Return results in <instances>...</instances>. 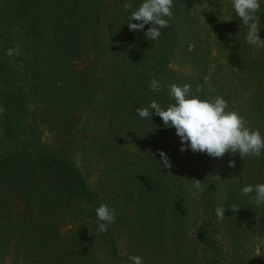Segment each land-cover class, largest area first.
I'll return each instance as SVG.
<instances>
[{"label":"trees","instance_id":"16d2710c","mask_svg":"<svg viewBox=\"0 0 264 264\" xmlns=\"http://www.w3.org/2000/svg\"><path fill=\"white\" fill-rule=\"evenodd\" d=\"M125 2L135 8L140 0H0V61L6 57L0 62V264L10 254L9 264H132L133 252L121 250L113 222L95 234L94 209L101 203L115 208L116 217L131 213L128 228L134 230L143 264H159L167 235L185 260L198 257L197 246L204 252L202 264H227L217 228L226 220L232 221V246L243 245L233 204L224 218L215 214L222 204L209 156L183 152L182 170L175 129L165 128L154 114L152 121L140 119L136 109L151 100L169 102L166 88L150 90L152 76L162 86L190 83L193 92L201 85V97L214 99L207 81L220 72L219 67L209 75L214 33L229 44L228 52L244 71L241 77L255 82L249 97L254 100L264 87V77L256 87L264 73V48L253 51L236 15L233 37L226 41L223 5L215 0L197 35L208 50L193 58L192 75L182 80L169 64L188 0H174L170 25L155 41L143 31H129ZM260 22L264 25V13ZM18 33L27 42L19 68L14 54H7L9 48L15 51ZM259 35L264 39V27ZM219 79L223 85L216 92L225 99L223 72ZM26 89L31 111L22 95ZM255 112L264 119V106ZM160 149L170 157V168L160 165ZM193 179L202 182L203 191L192 186ZM132 200L135 206L129 208ZM15 205L22 210L13 213ZM194 222L189 244L187 230Z\"/></svg>","mask_w":264,"mask_h":264},{"label":"rangeland","instance_id":"374dc122","mask_svg":"<svg viewBox=\"0 0 264 264\" xmlns=\"http://www.w3.org/2000/svg\"><path fill=\"white\" fill-rule=\"evenodd\" d=\"M214 1L215 0H188L184 11L179 14L178 31L180 36L178 39V50L175 52L173 62L169 64V69L182 80L185 77H190L192 75L193 58L195 59L197 54L208 50L203 38L197 35H200L203 32L206 19L210 16V12L214 10L212 7ZM220 2L223 5V16L225 19L221 26H223L222 29L225 31V39L227 41L233 37L232 27L236 25L237 21L233 19L235 16L232 15L236 14L232 10L229 0H220ZM230 15L232 16L231 19ZM17 36V47H15L13 57L15 58L14 62L16 63V67L19 68V65L21 64L20 59L24 55L27 42L21 33H18ZM210 38L212 41V47H209V51L212 63L209 75L218 71V68L220 67V72L216 76V79L213 80L209 78L210 76L207 79L211 89L215 91L214 93L217 96L218 92L216 91H218L220 86L223 85L222 79H219L220 82H218V78L223 72L226 83L225 100L228 103V108L243 116L246 126L252 129H259L261 134L264 135V119L258 117L255 112L259 106H264V87L259 88V93L254 100L249 99L255 82L241 77L244 75V71L238 67L239 64H237L236 60L231 55V52H228L227 47L229 44L224 41H219L215 36V33L213 37L211 36ZM201 46L204 47V50ZM253 51L256 53L259 51V48L254 46ZM5 59L6 57H3L0 62ZM221 67L223 68L221 69ZM15 72L21 73V71ZM263 77L264 73L261 75L259 83L256 80V87L261 85ZM23 91V98L27 99L28 91L27 89ZM218 95H220V93ZM26 103L31 111L33 105L31 106L28 99L26 100ZM83 133H85V131ZM209 158L214 178L219 185L217 196L222 207L225 209L224 216L231 204H233V207L237 208L232 215L234 220L238 222L239 234L242 237L240 243H243V245H240L238 249H235V247L232 246L234 244L230 235V231H232L230 230V223L232 221L226 220L225 222L219 223L220 225L217 227L219 229L218 233L228 251L227 264H232V258H235L236 254L242 256L241 261L239 262L237 261L238 256L236 257V264H264V204L257 205L255 203L253 199L254 193L248 195L241 193V188L245 185H255L264 182V154L259 157L253 155L241 157L239 153H225L222 158H214L210 156ZM230 161L233 162L234 166H229ZM176 162L179 165V168L186 170L184 165L186 164L185 154L180 150L179 155L176 157ZM134 202L135 201L133 200L131 201V206L129 208L135 206ZM22 208L23 207L20 205H15L13 213L18 209L22 210ZM124 212H127V214L129 213L128 210ZM123 213L119 214L113 222V228L119 238L118 242L121 243V250L124 253L133 252V255L141 256L138 254L140 246L136 240L132 238L134 230L131 232L128 228V222L132 220V215L129 213L127 219L124 217ZM197 225L198 223L194 222L192 228L187 230L189 233V244H191L195 238L194 228H196ZM171 238L170 235H167L166 242L163 241L159 252V264H202L204 252L201 247L196 246V249L199 251L198 257L193 259V262L188 261L183 259V257L177 256L176 248L172 243L174 239ZM170 239L171 241H169ZM146 256H148V254H146ZM11 260L12 254L4 258L1 264H9ZM148 263H151L150 260H148ZM20 264L40 263H27L21 260Z\"/></svg>","mask_w":264,"mask_h":264},{"label":"clouds","instance_id":"9594fccd","mask_svg":"<svg viewBox=\"0 0 264 264\" xmlns=\"http://www.w3.org/2000/svg\"><path fill=\"white\" fill-rule=\"evenodd\" d=\"M232 10L240 18L241 24L246 29L245 41L257 48H264V39L259 35L261 24V6L264 0H229ZM174 0H140L133 8V4L124 3V8L129 10L127 27L129 31H143L144 37L149 41L158 40L161 30L169 27L174 16ZM132 21H136L133 23ZM146 25H150L145 28ZM14 49L7 50L8 55L13 54ZM150 90L159 93L165 88L169 102L166 106L156 100H151L147 106H139L136 109L137 117L142 120L152 121V115H157L165 128L172 127L179 137L181 152H202L210 157L222 158L225 153H239L241 157L246 155L261 156L264 154V135L259 129L246 126L243 116L228 108L227 101L220 95L215 98H202L200 92L202 86L197 85L193 92L190 83H169L162 86L159 80L152 76L149 82ZM154 110V112L152 111ZM159 163L165 168H170L171 159L167 153L160 149ZM229 166H234L230 161ZM192 186L203 191L202 182L191 180ZM244 195L254 193L253 199L257 205L264 204V182L255 185L249 184L241 188ZM237 208H233L236 210ZM225 209L222 206L215 208L218 218H224ZM97 219L95 234L104 233L108 225L116 218L115 208L101 203L94 209ZM132 264H143L140 256L129 255Z\"/></svg>","mask_w":264,"mask_h":264}]
</instances>
